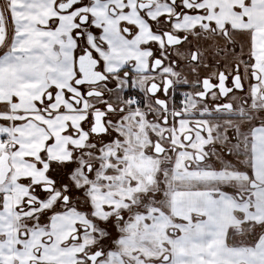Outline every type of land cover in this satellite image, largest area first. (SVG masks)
I'll list each match as a JSON object with an SVG mask.
<instances>
[{"label":"snow or ice","instance_id":"6c2138e0","mask_svg":"<svg viewBox=\"0 0 264 264\" xmlns=\"http://www.w3.org/2000/svg\"><path fill=\"white\" fill-rule=\"evenodd\" d=\"M0 264H264V0H0Z\"/></svg>","mask_w":264,"mask_h":264},{"label":"flooded vegetation","instance_id":"af4514ba","mask_svg":"<svg viewBox=\"0 0 264 264\" xmlns=\"http://www.w3.org/2000/svg\"><path fill=\"white\" fill-rule=\"evenodd\" d=\"M183 91H191V88H189L188 86H182L178 89V92H183ZM180 100H181V96L180 95H177L176 96V102L177 104L180 103Z\"/></svg>","mask_w":264,"mask_h":264}]
</instances>
